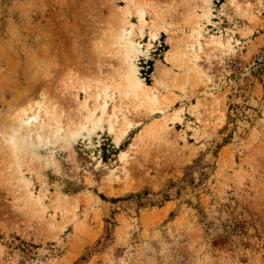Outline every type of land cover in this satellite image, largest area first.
Wrapping results in <instances>:
<instances>
[{"label": "rangeland", "instance_id": "1", "mask_svg": "<svg viewBox=\"0 0 264 264\" xmlns=\"http://www.w3.org/2000/svg\"><path fill=\"white\" fill-rule=\"evenodd\" d=\"M0 264H264V0H0Z\"/></svg>", "mask_w": 264, "mask_h": 264}, {"label": "bare ground", "instance_id": "2", "mask_svg": "<svg viewBox=\"0 0 264 264\" xmlns=\"http://www.w3.org/2000/svg\"><path fill=\"white\" fill-rule=\"evenodd\" d=\"M46 100L45 99H43V98H41L39 101H38V103H37V106L39 107V108H43L45 105H46Z\"/></svg>", "mask_w": 264, "mask_h": 264}, {"label": "trees", "instance_id": "3", "mask_svg": "<svg viewBox=\"0 0 264 264\" xmlns=\"http://www.w3.org/2000/svg\"><path fill=\"white\" fill-rule=\"evenodd\" d=\"M151 72H152V66L150 65L149 66V74H151Z\"/></svg>", "mask_w": 264, "mask_h": 264}]
</instances>
